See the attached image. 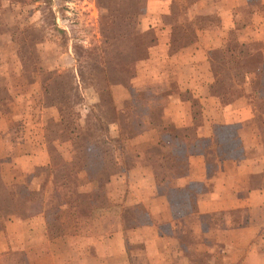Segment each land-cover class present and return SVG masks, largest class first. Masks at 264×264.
Returning <instances> with one entry per match:
<instances>
[{"label":"crops","instance_id":"crops-1","mask_svg":"<svg viewBox=\"0 0 264 264\" xmlns=\"http://www.w3.org/2000/svg\"><path fill=\"white\" fill-rule=\"evenodd\" d=\"M117 15L89 77L72 46L59 52L76 129L41 87L0 111V264H264V0H143ZM126 38L124 78L112 59ZM68 181L86 200L77 223L59 202Z\"/></svg>","mask_w":264,"mask_h":264},{"label":"rangeland","instance_id":"rangeland-1","mask_svg":"<svg viewBox=\"0 0 264 264\" xmlns=\"http://www.w3.org/2000/svg\"><path fill=\"white\" fill-rule=\"evenodd\" d=\"M142 1L0 0V111L10 110L13 96H19L21 102L22 98L41 87L40 101L45 104L60 101L65 129H76L72 106L79 102L80 96L73 86L71 71L55 68L60 61L59 52L72 46L80 76L89 77L92 73L89 67L99 57H104L108 35L116 30L117 14L136 17L142 11ZM116 40L118 38L110 42L115 48L120 45ZM121 45L124 50L118 58L112 59V64L131 66L134 56L130 39L126 38ZM61 61L65 64L69 59L64 57ZM95 73L94 87L99 90L103 105L107 106L105 117L109 118L112 110L105 91L106 81L98 74L99 70ZM121 74L125 78L128 73L121 71ZM6 85L15 86L16 93H9ZM129 119V115L123 114L120 118L123 124ZM49 124L52 130V124ZM89 139V135L83 133H78L74 139V156L79 163L85 156L84 148ZM160 171L162 173L163 169ZM64 254H67L66 250Z\"/></svg>","mask_w":264,"mask_h":264},{"label":"trees","instance_id":"trees-1","mask_svg":"<svg viewBox=\"0 0 264 264\" xmlns=\"http://www.w3.org/2000/svg\"><path fill=\"white\" fill-rule=\"evenodd\" d=\"M118 67H120V69L123 71V72H127V77L130 76V71H131V66L124 63V64H120L118 63L117 65ZM74 82V77L72 78V83ZM63 94V92H62ZM63 98V97H62ZM161 100H158L157 103H160ZM65 178V177H64ZM63 186L65 187V190H66V194H61V193H58V196H59V202L60 204H63L64 206V212L66 213L65 214V217L68 216V220H72L75 219V222L77 223L78 220L76 219H79L81 216H84V210L87 208V205H86V200L82 199V197H74V193L71 191V185H69V183H63ZM59 209L61 210V208L59 207ZM68 209V210H67ZM67 210V211H66ZM71 210H74V212L76 214H73L71 212Z\"/></svg>","mask_w":264,"mask_h":264}]
</instances>
